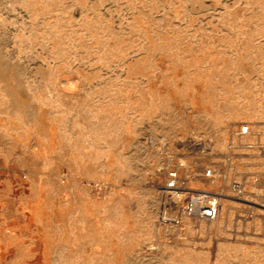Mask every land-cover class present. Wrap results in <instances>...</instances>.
<instances>
[{
	"label": "rangeland",
	"instance_id": "1",
	"mask_svg": "<svg viewBox=\"0 0 264 264\" xmlns=\"http://www.w3.org/2000/svg\"><path fill=\"white\" fill-rule=\"evenodd\" d=\"M254 145L264 0H0V264H264ZM180 164L215 222L163 225Z\"/></svg>",
	"mask_w": 264,
	"mask_h": 264
},
{
	"label": "built area",
	"instance_id": "2",
	"mask_svg": "<svg viewBox=\"0 0 264 264\" xmlns=\"http://www.w3.org/2000/svg\"><path fill=\"white\" fill-rule=\"evenodd\" d=\"M250 135L251 131L248 125L239 127L236 133L239 139ZM250 149L256 150L258 156H262L264 159V145H254ZM182 171L181 164L162 170L163 184L160 194L167 203L165 212L174 215L172 219H163V225L179 227L183 220L206 224L215 222L220 216L222 202L227 197L219 190L195 188L191 186V181L200 179L213 184L219 177L211 169H202L194 175H185ZM251 180L255 187H258L261 181L263 182V186L259 188L262 197L259 198L256 207L264 211V164L260 176L253 177ZM249 184L247 180L243 179L231 181L229 184L230 199L238 203L244 202Z\"/></svg>",
	"mask_w": 264,
	"mask_h": 264
},
{
	"label": "crops",
	"instance_id": "3",
	"mask_svg": "<svg viewBox=\"0 0 264 264\" xmlns=\"http://www.w3.org/2000/svg\"><path fill=\"white\" fill-rule=\"evenodd\" d=\"M262 173V172H261ZM260 176V175H259Z\"/></svg>",
	"mask_w": 264,
	"mask_h": 264
}]
</instances>
